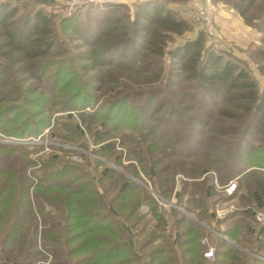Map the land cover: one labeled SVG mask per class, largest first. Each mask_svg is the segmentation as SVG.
I'll return each instance as SVG.
<instances>
[{
	"label": "trees",
	"instance_id": "obj_1",
	"mask_svg": "<svg viewBox=\"0 0 264 264\" xmlns=\"http://www.w3.org/2000/svg\"><path fill=\"white\" fill-rule=\"evenodd\" d=\"M13 1L18 0L0 4V12L9 9ZM226 1L248 21L251 19L250 12L259 8L261 2ZM117 5L120 4L105 7L91 5L72 16H58L71 23L77 15L98 8L107 12ZM30 12L29 24L32 21V25L18 33L6 31L8 40L5 47L9 49L0 45V58L12 56V61H22L26 67L20 66L18 69L9 64L10 61L6 64L0 60V132L12 138L34 139L50 127L49 136L53 138L51 126H55L54 113L81 110L79 120L87 124L90 132L97 123L103 124L99 128L101 133L123 130L129 138L126 143L123 142L130 145L129 149L137 156V162L125 164L123 151L115 143L93 149L98 157H93L91 161L87 157L83 163L71 158L61 160V153H72V147L61 146L59 155L43 158L31 157L32 150L28 149L30 145L42 147L39 143L15 146L0 141V263L6 264L7 259H15L19 264H32L31 259L37 255L50 253L55 259L52 264H264V259L243 251L222 236L242 244L245 221L238 215L251 202L253 192L264 193V91L258 90L247 68L221 55L212 53L205 56L206 40L212 36L202 29L195 39L172 51L187 74L186 82H196L198 86L194 98L204 97L198 91L199 87L202 90L217 86L225 106L218 112L224 118L241 121L230 129L238 137L234 142V139L225 141L212 135L215 133L212 130L209 131L210 135L203 138L206 129L202 125L195 127L187 123V134L191 138H198L192 141L198 144V151L205 148L202 149L205 157L212 156L211 152L218 150L222 142L227 143L228 148L216 157L217 165L212 172L199 173V165L194 169L198 178L181 181L177 200L173 198L172 187L162 185L160 189L155 185V192L175 200V205L160 210L152 192L139 182L143 181L146 185L142 174L152 177L151 161H155L154 166H160L156 163L158 154L165 149V145L160 143L166 133L158 136L159 143L153 133L157 128L155 125H149L146 134L136 132L144 124L151 104L134 108L127 102L126 96H121L95 108L98 98L90 91L93 85L85 82L76 70L58 61L51 65L37 62L41 57H46L53 47L50 42L52 36L47 31L53 23L51 14L42 7L35 5ZM11 15L12 11L3 13L1 24H5ZM112 23L107 24V31H119L124 36L115 35L106 46L103 44L98 54L92 55L96 64L100 56L104 58L111 50L118 53L126 47H131L133 54L141 46L144 52L150 50L163 55L168 38L189 28L187 21L169 9L162 0L137 3L128 28L119 29ZM102 35L103 32L98 35L93 32L91 39H96L94 43L98 44ZM13 54H17V57H13ZM260 55L264 59V49ZM51 66H55L51 92H40L31 98L27 94L33 93L34 89L26 87L21 95L16 96L21 90L20 81L17 80L20 71L42 81ZM187 97L194 99L191 95ZM3 101L7 103L3 104ZM45 107L51 109L47 111ZM88 108L94 110L87 111ZM78 117L73 115L72 121L77 123ZM224 128L225 125L221 129ZM178 129L176 127L173 131ZM99 132L91 137L94 143L103 137ZM139 136H143L142 139ZM248 136H259L263 146L251 145L246 141ZM70 142L84 149L89 148L82 131ZM172 145L175 150L179 146L175 138ZM89 161H93L94 165L91 166ZM116 166L126 168V174L118 171ZM217 173L221 181L235 173L241 174L233 196L228 197L223 189L217 188ZM229 200L235 201L236 209L226 218H219L218 206ZM143 204L150 206L151 216L141 211ZM47 208L55 210V214ZM190 213L199 222L193 221ZM144 219L148 220L147 223L143 222ZM149 221H154L155 225L148 227ZM223 224L224 230L221 227ZM39 237L44 241L42 248ZM206 237L215 247L213 259H207L204 255L208 249V245L203 243ZM261 250H264V242L255 245V252L261 254Z\"/></svg>",
	"mask_w": 264,
	"mask_h": 264
},
{
	"label": "rangeland",
	"instance_id": "obj_2",
	"mask_svg": "<svg viewBox=\"0 0 264 264\" xmlns=\"http://www.w3.org/2000/svg\"><path fill=\"white\" fill-rule=\"evenodd\" d=\"M162 1L169 9L176 12L181 19L186 20L189 25V28L183 33H175L168 38L163 55L154 54L150 52V50L144 52L141 46L139 48L137 47V50L135 48L136 52L133 54L132 48L126 47L118 53L111 50V52L105 54L104 58L100 56L98 64L94 62L92 55L94 53L98 54V50L101 49L103 44L106 46V43L113 40L115 35L120 34L119 31H107V24L111 21L114 27H118L119 29H123L124 27L128 28L130 21L134 18L136 4L117 5L111 8V11L107 12H105L103 8L93 9L91 12H88L89 14L83 13L77 15L76 19L73 20L71 24L68 21H63L51 8L42 6L38 3V0L13 1L10 3L9 9H6V11H12L11 17L5 22L6 25L0 22V45L3 46V48H7L5 47L8 40L5 35L6 31L18 33V31H23L32 25V21L29 24L30 11L35 5L44 8L50 13L53 24L47 31L50 37L52 36L50 42L53 43V47L49 50L46 57H41L37 62H39V64L49 63V65H51L58 61L63 64L66 63L67 66L76 70L85 82L93 85L90 91L98 98L95 108L107 103L108 100L116 99L121 96H126L128 98L127 102L134 108H141L151 104L148 115L144 118V124H142L141 128L136 129V132L146 134L149 132L148 126L155 125L157 128L153 133L155 137H157V141H159L158 136L160 134H164L163 132L166 133L164 140L161 143L159 141L160 144L165 145L163 146L165 149H162L163 151L159 154L157 153L159 160L158 162L156 161V163H159L160 166H154L153 162L155 161H151L152 177L145 176L144 174H142V176L146 184H148L147 180L150 182L149 185L152 189L155 185L160 187V189L162 185H166L167 188L172 187L173 198L177 200L181 181L183 179L198 178L196 174H194V169L199 165V173L201 171H204L206 174L212 172L216 168L215 165H217V160H215L216 157L228 148L227 143L222 142L218 145V150L215 152L213 150L211 152L213 155L209 157L206 156L209 158L206 159L202 151V149L205 148H200L198 151V144L192 141L193 139L198 140V138L195 136L191 138L190 134H187L189 133L186 126L187 123L189 122L195 127H201L202 125V128L206 129V135H204L203 138L210 135L209 131L212 130L211 132H215L212 135L222 137L225 141H232L234 139V142L238 137H236L234 132H230L232 131L230 129L238 125V123L240 124L241 120L224 118L218 112V109L225 106H223L224 99L217 86H211L202 90L199 87L198 91H200V94L204 97L194 98L193 94L197 93L196 88L198 86L196 82H186L187 74L183 71L181 63L179 62L180 60L174 58L172 54V51L176 47L195 39L201 32L200 26L193 16L197 0ZM211 7L214 10V25L216 32L214 36L207 38V51H204V55L206 56L214 53L245 66L250 76L256 81L258 90L264 91V69L262 68L264 59L260 55V51L264 49V1L261 0V2H259V8H255L250 12L251 19H249V21L237 8H235V6L226 0H211ZM6 11L1 10L0 19ZM93 32L97 35L103 32L104 35L99 38L100 43H98L101 45L94 43L97 41L96 39H91ZM119 36L121 37L124 35L120 34ZM8 49L9 48H7V50ZM14 56L16 58L17 54H13V57ZM132 57L133 60L131 59ZM0 60H3L6 64L10 61L9 64L15 68L19 67L18 69H20V66L21 68L22 66L25 67V63L22 61H12V56L10 58L4 56L3 59L0 58ZM107 62L109 64H105ZM132 67L134 69H132ZM53 69H55V66L48 68L45 80L42 81L32 78L30 73H22L20 71L18 74L19 79H17V76L16 79L20 81L18 84H21L19 85L21 90L16 96L21 95L26 87H32L34 89L33 93L27 94L28 97L31 98L35 97L36 94L40 92H51L50 83L53 81V78L51 79V77H53ZM184 95V98L181 97ZM190 95L194 99L189 100L187 96ZM4 103L7 102L3 101V104ZM229 106H226V108L229 109L231 107ZM45 109L49 111L51 108L45 107ZM230 109L232 111H237L235 108ZM89 110H94V108H88L87 111ZM174 110L175 116H173ZM79 111L81 112V110ZM79 111L67 112L61 110L54 113L53 121H55V126L53 128L51 126L53 138H51V135L49 136V127L46 128L42 137L35 139L12 138L0 132V141L4 144L15 146L23 143H39L42 145V147L38 148L32 147L31 145L28 146V149L32 150L30 154L31 157L46 158L47 155H59V147H72L74 148L72 153H61V160H68L71 158L74 161L83 163L87 157L90 158V161L93 157H98L93 152V149L115 143L116 147L123 151V161L125 164L130 161L137 162V156L129 149L130 145L125 144L129 138L123 133V130L117 131L113 129L112 131L108 130L107 132L101 133L99 132V128L101 129L103 124L97 123L90 132L87 124L81 119L79 120ZM203 112L205 114L201 115ZM67 115H69L68 119ZM73 115L78 117L77 123L72 121ZM243 123L245 124V121ZM223 125H225V128L221 129ZM166 126L169 128H166ZM176 127H179V129L174 132L173 130ZM80 131H82L85 140L89 143V148L84 149L81 146L79 147L78 145L71 144L70 141L77 138ZM97 132L101 133L103 137L98 142L94 143L91 137ZM142 137L143 136H139V139H142ZM174 138L176 143L179 144L176 150L172 145V140ZM259 139V136H248L246 141L254 146H263V144H260ZM123 141H125V143ZM74 155H78V160L73 158ZM103 159L105 160L106 157ZM90 161L88 163L93 166L94 162ZM110 165H112V163H110ZM116 167L118 171L126 174V168L122 166ZM216 175L218 177V173ZM240 175L241 174L238 175L235 173L224 181H221L218 177V181L216 182L217 188L221 190V187L231 179H237L239 181ZM139 182L142 186L146 187L145 182ZM159 195V198L161 197L160 199L165 203L159 206L160 210L175 205L174 199L169 200L165 196ZM143 205L141 206V211L146 216H151V208L150 211H145ZM230 205L235 206L234 200L223 202L218 208L226 209ZM47 210L55 214V210L52 208H47ZM229 214L230 213H228L227 216ZM189 217L193 221L199 222V219H197L193 213H190ZM147 219H144L143 222L147 223ZM153 225H155L154 221H149L148 227H153ZM222 226L225 227V224ZM39 243L42 248V243H44V241L40 237ZM41 248L39 247L40 250ZM54 260L53 255L50 253L37 255L35 258L31 259L32 264H52ZM6 261V264H19V261L15 259H7Z\"/></svg>",
	"mask_w": 264,
	"mask_h": 264
},
{
	"label": "built area",
	"instance_id": "obj_3",
	"mask_svg": "<svg viewBox=\"0 0 264 264\" xmlns=\"http://www.w3.org/2000/svg\"><path fill=\"white\" fill-rule=\"evenodd\" d=\"M9 1L11 0H0V4L9 2ZM143 1L145 0H56V2L53 5H51L49 8H51L56 14L72 16L91 5H96L100 7H105L106 5H110V4L134 5V4L143 2ZM204 1H207L209 5H203ZM210 2L211 0H197V3L195 4L196 9H195L193 16L196 22L198 23V25L200 26V29L204 30L208 35L214 36L216 32L215 25H214L215 15H214V10L211 7ZM42 136L43 135H40L38 138ZM73 158L78 160L79 157L78 155H74ZM147 182L148 184H146V186L150 189V191L156 198L159 205H163L164 202L163 200L160 199L161 197L159 198L160 195L155 193V191L149 185L150 182L148 180ZM238 186H239L238 180L231 179L225 185H223L221 189H223V191L228 197H231L236 193ZM143 206H144L145 211H150L149 205H143ZM234 210H235L234 205H230L226 209L217 208V216L219 218H224L227 216L228 213H231ZM256 219L258 222L264 223V209L257 213ZM211 229L214 230L213 228ZM203 243H206L208 245V249L204 253L205 257L207 259H213L214 254H215L214 245L209 243V240L207 237L203 239Z\"/></svg>",
	"mask_w": 264,
	"mask_h": 264
},
{
	"label": "crops",
	"instance_id": "obj_4",
	"mask_svg": "<svg viewBox=\"0 0 264 264\" xmlns=\"http://www.w3.org/2000/svg\"><path fill=\"white\" fill-rule=\"evenodd\" d=\"M56 2V0H38L44 7H50ZM211 3V2H210ZM203 5H209L207 1L203 2ZM235 202V201H234ZM264 209V193L255 191L252 193L251 202L246 204L243 208L242 214L238 216L244 218V229L241 235L242 244H238L235 240H230L227 236L222 235L231 244L238 246L243 251L264 259V250L259 251L261 254L254 251L255 245L264 242V223L258 222L256 215L259 211ZM236 216V217H238ZM238 217L237 219H239ZM224 226L222 229L224 230ZM217 233L214 229L212 230Z\"/></svg>",
	"mask_w": 264,
	"mask_h": 264
}]
</instances>
